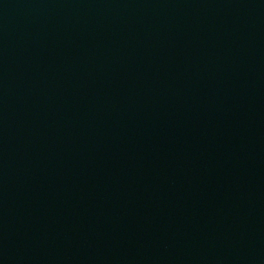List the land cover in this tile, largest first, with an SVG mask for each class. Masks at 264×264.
I'll list each match as a JSON object with an SVG mask.
<instances>
[{"label":"water","instance_id":"95a60500","mask_svg":"<svg viewBox=\"0 0 264 264\" xmlns=\"http://www.w3.org/2000/svg\"><path fill=\"white\" fill-rule=\"evenodd\" d=\"M0 264H264V0H0Z\"/></svg>","mask_w":264,"mask_h":264}]
</instances>
